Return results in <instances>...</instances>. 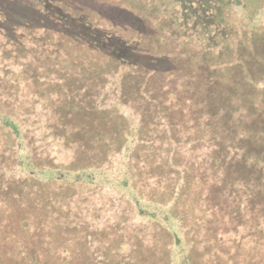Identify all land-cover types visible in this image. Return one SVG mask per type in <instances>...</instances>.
<instances>
[{
	"label": "trees",
	"instance_id": "obj_1",
	"mask_svg": "<svg viewBox=\"0 0 264 264\" xmlns=\"http://www.w3.org/2000/svg\"><path fill=\"white\" fill-rule=\"evenodd\" d=\"M0 264H264V0H0Z\"/></svg>",
	"mask_w": 264,
	"mask_h": 264
},
{
	"label": "rangeland",
	"instance_id": "obj_2",
	"mask_svg": "<svg viewBox=\"0 0 264 264\" xmlns=\"http://www.w3.org/2000/svg\"><path fill=\"white\" fill-rule=\"evenodd\" d=\"M51 148L54 149V147H51ZM51 155H54V156H55V154H54V150L51 152ZM62 157H63V159H62ZM62 157H61V156H59V157H56V156H55V158H57L56 160L60 161V160H66L67 155H62ZM136 220H138V218H136Z\"/></svg>",
	"mask_w": 264,
	"mask_h": 264
}]
</instances>
